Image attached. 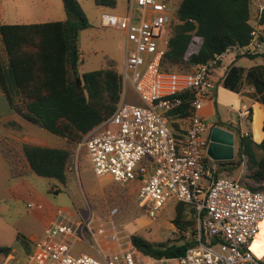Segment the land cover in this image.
I'll list each match as a JSON object with an SVG mask.
<instances>
[{"label":"built area","instance_id":"built-area-1","mask_svg":"<svg viewBox=\"0 0 264 264\" xmlns=\"http://www.w3.org/2000/svg\"><path fill=\"white\" fill-rule=\"evenodd\" d=\"M175 13L169 0H128L127 14L103 13L102 27L124 32L122 98L115 112L88 131L79 146L86 149L97 176L137 185L139 204L149 215H158L169 203L192 204L197 244L169 258H154L134 245L100 249L99 257L74 255L75 241L83 239L86 230L93 234L94 220L75 222L59 209L62 220L52 221L34 240L30 264H264V255L251 247L264 221V190L216 176V167L204 160L212 125L200 113L215 87L218 61L250 48L229 47L193 73L162 71L166 48L161 44L168 45ZM256 34L253 31L254 39ZM129 83L142 104L128 101ZM187 89L194 90V98L182 124L185 139L178 142L168 113L181 105L177 94Z\"/></svg>","mask_w":264,"mask_h":264},{"label":"trees","instance_id":"trees-1","mask_svg":"<svg viewBox=\"0 0 264 264\" xmlns=\"http://www.w3.org/2000/svg\"><path fill=\"white\" fill-rule=\"evenodd\" d=\"M252 2L181 0L170 27L161 70L193 73L199 64L210 62L229 47L249 46L254 39L253 31L257 30L251 21ZM97 3L115 4V1L97 0ZM65 11L67 17L61 20L0 22L3 46L0 45V86L11 107L25 119L54 135L79 143L88 131L115 112L122 98L123 83L117 61L109 55L105 56L104 67L80 71V34L91 24L79 0H65ZM257 24L264 25V7ZM259 41H264L262 35H259ZM241 56L264 58V52L246 51ZM77 79H80L79 84ZM244 80L255 88L251 96L264 103V63L247 70L233 64L228 68L222 84L239 92ZM177 96L182 103L168 115L178 142H183L185 130L182 124L191 113L194 90H184ZM251 120L252 110L246 117L248 126ZM6 124L16 131L23 129L14 120ZM237 134V158L218 162L216 176H219L220 167L226 164L240 165L241 161L246 160L247 177L256 184L249 181L242 183L254 190H264V139L260 143L255 142L250 128L242 132L237 127ZM257 150L261 153L258 154ZM84 151L87 154L85 148ZM0 152L9 164L11 177L25 178L37 174L57 179L65 185L70 182L69 167L75 161V151L71 147L19 143L14 137L2 134ZM132 186L137 190V185ZM174 207L172 222L180 232L176 241L154 244L138 234H132V244L154 258L179 257L196 245L195 208L184 201L176 202ZM12 249L11 246H1L0 256H7Z\"/></svg>","mask_w":264,"mask_h":264},{"label":"rangeland","instance_id":"rangeland-1","mask_svg":"<svg viewBox=\"0 0 264 264\" xmlns=\"http://www.w3.org/2000/svg\"><path fill=\"white\" fill-rule=\"evenodd\" d=\"M79 1L91 24L80 34V71L88 72L104 67L105 56L109 55L116 59L118 71L123 73L124 32L112 27H102L101 17L103 13L127 14L128 0H114L115 4H98L97 0ZM169 1L176 11L181 0ZM263 5L264 0L253 1L252 20H256L257 10ZM66 17L65 0H0V22H45ZM262 34L264 36V30ZM167 40L168 35L164 38V41ZM257 41L258 38L255 42ZM0 45L3 47L1 41ZM166 47L165 42L161 44L162 49ZM258 49L264 51V42L260 43ZM230 56L225 63L230 60ZM256 62L262 63L263 59L241 56L235 61L245 67ZM126 93L128 101L142 104L132 84L127 85ZM10 108L7 101L0 100V115L5 113L23 125L21 131L12 132L19 143H37L36 140L41 135L47 138L48 146H66L75 151V161L69 167L70 182L67 185L37 174L25 178L11 177L9 164L0 153V247L14 248L16 256L23 258L20 264H30V255L34 249L31 237L42 235L50 221L62 220L58 214L59 209L70 214L71 220L75 222H87L91 218L94 220L91 224L93 234L86 230L84 238L75 241L74 255L88 253L97 256L100 249L130 248L133 245L132 234H138L154 244L172 243L179 238L180 232L172 222L175 204L169 203L156 216L149 215L139 204L138 188L136 190L131 184L121 185L108 175L97 176L94 173L90 158L85 154L84 148L79 146L80 142L54 135L17 112H11ZM2 126L0 122V135L9 134ZM248 129L247 124L245 131ZM18 233L21 234L20 238ZM104 236H107V244H103ZM263 243L264 233L263 238L255 241V245L261 249L264 247ZM259 252L260 250L255 251L261 256ZM17 257L10 258L6 264H17ZM5 262L4 259L0 264Z\"/></svg>","mask_w":264,"mask_h":264},{"label":"crops","instance_id":"crops-1","mask_svg":"<svg viewBox=\"0 0 264 264\" xmlns=\"http://www.w3.org/2000/svg\"><path fill=\"white\" fill-rule=\"evenodd\" d=\"M252 4H253V2H252ZM263 7H264V5L262 7H259V9L257 10V14H256L257 18L255 21L252 20V18H251L252 23L255 25V27L257 29L256 30V32H257L256 38H258L257 42H255L256 41V38H255L252 41V43L249 45L250 51H252L254 53L262 52L258 48H259L260 43L264 42V41H262V42L259 41V35L263 36L262 31L264 30V25L257 24V19H258L259 13L261 12ZM251 14L253 16L252 5H251ZM229 55H231L230 56L231 58L229 61H227L225 63V60L228 58ZM241 55H242V53H238V54L228 53V54H226V56L224 58L219 60L220 61L219 64L217 66H215L214 71H213L214 80H215V87L211 91V93L204 98L203 105L200 109V113L203 116L204 120L207 123H209L210 125H212V127L217 125V126L224 127L226 129H229L232 132H234L235 156L233 159H231V160H214L207 153L208 147L205 150L206 162L208 164L216 167V169H218V164H217L218 162L233 161L237 158L238 149H239V137L237 134V127L240 128V130L242 132H245L246 125H247L246 124L247 123L246 117L248 115V112H250L251 110H252V120L248 122L249 123L248 127L250 128V130L252 132L253 139L257 143H260L264 139V129H263V125H264V103L257 100V99H254L251 96V93L254 92V90H255L254 86L249 84L246 80H244L240 91L237 92V91H233L229 88H226L222 84L223 78L225 77L226 72L231 65L235 64V65L241 66L245 70H247L256 64H259L258 62L251 63V64H249V66L245 67V66H242V65L235 63V61L239 57H241ZM257 58H252V59H257ZM259 58H262V57H259ZM262 59H263L262 63H264V58H262ZM0 100L7 101L9 103V101H8L4 91L2 90L1 86H0ZM9 105H10V103H9ZM10 110H11V112H14V113L16 112L12 107L10 108ZM2 120H3V122H2ZM10 120H14V121H17L18 123H20L18 120L14 119V118H10V116L5 114V113L0 115V122L3 125L2 127L6 131L9 132V134H6V135H10V136L16 138L12 134V132H16V130L14 128H12L11 126H8L6 124V122H8ZM20 124L22 125V123H20ZM22 127H23V125H22ZM40 137H41L40 139L36 140L37 143H34V144L48 146L47 138L45 136H41V135H40ZM208 138L210 139V132L208 133ZM28 139L29 138H27V140ZM25 142H29V141H25ZM257 153L260 154L261 151L257 150ZM247 172H248V170H247L246 160H243V161H241L240 165L226 164V166L220 167L218 174H219V176L234 178L236 180H239L240 182L249 181L251 184H256L255 181H253L247 177ZM262 184L264 187V181L262 182ZM51 222L52 221H50V223ZM36 238H37V236H32L31 240L34 241ZM15 251L16 250L13 248L11 253L8 254L7 256H0V261L5 259V261H6L5 264H6L10 258L17 257L15 254ZM97 256H99V255H97ZM21 260H23L22 257H20V256L17 257L16 263L20 264Z\"/></svg>","mask_w":264,"mask_h":264},{"label":"water","instance_id":"water-1","mask_svg":"<svg viewBox=\"0 0 264 264\" xmlns=\"http://www.w3.org/2000/svg\"><path fill=\"white\" fill-rule=\"evenodd\" d=\"M78 84L80 79H77ZM214 160H231L235 156L234 132L221 126H213L207 149Z\"/></svg>","mask_w":264,"mask_h":264},{"label":"bare ground","instance_id":"bare-ground-1","mask_svg":"<svg viewBox=\"0 0 264 264\" xmlns=\"http://www.w3.org/2000/svg\"><path fill=\"white\" fill-rule=\"evenodd\" d=\"M263 233H264V221L262 222V224H261V231H260V233L256 236V239L254 240V242H253V244H252V249L254 250V252L256 251L257 252V250H260V255L262 256V255H264V247H262L261 249L259 248V247H257L256 245H255V241L256 240H258V239H260V238H263ZM104 242H103V244H107L108 243V240H107V236H104ZM263 245H264V243H263Z\"/></svg>","mask_w":264,"mask_h":264}]
</instances>
